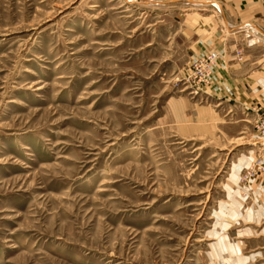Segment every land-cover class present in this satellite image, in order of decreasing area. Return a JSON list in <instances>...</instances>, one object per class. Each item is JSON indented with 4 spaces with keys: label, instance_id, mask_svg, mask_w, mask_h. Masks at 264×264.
<instances>
[{
    "label": "rangeland",
    "instance_id": "374dc122",
    "mask_svg": "<svg viewBox=\"0 0 264 264\" xmlns=\"http://www.w3.org/2000/svg\"><path fill=\"white\" fill-rule=\"evenodd\" d=\"M187 10L0 0V264H264V111L209 95Z\"/></svg>",
    "mask_w": 264,
    "mask_h": 264
},
{
    "label": "crops",
    "instance_id": "0c3cea01",
    "mask_svg": "<svg viewBox=\"0 0 264 264\" xmlns=\"http://www.w3.org/2000/svg\"><path fill=\"white\" fill-rule=\"evenodd\" d=\"M188 9L191 59L218 52L209 95L264 111V0H154ZM241 51V60L236 51Z\"/></svg>",
    "mask_w": 264,
    "mask_h": 264
},
{
    "label": "built area",
    "instance_id": "2783aa9c",
    "mask_svg": "<svg viewBox=\"0 0 264 264\" xmlns=\"http://www.w3.org/2000/svg\"><path fill=\"white\" fill-rule=\"evenodd\" d=\"M216 61H217V56L213 54L203 55L193 61V67L195 68L196 72L199 75L200 82L203 83L208 82L212 68L216 64ZM260 115L262 116L259 118L258 127L261 135V139H264V113H260ZM261 144L264 146V143Z\"/></svg>",
    "mask_w": 264,
    "mask_h": 264
}]
</instances>
